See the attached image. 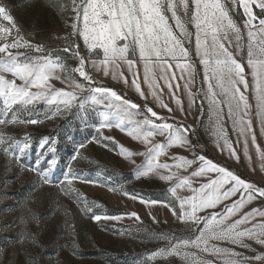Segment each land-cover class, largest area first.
Instances as JSON below:
<instances>
[{"label":"snow or ice","instance_id":"snow-or-ice-1","mask_svg":"<svg viewBox=\"0 0 264 264\" xmlns=\"http://www.w3.org/2000/svg\"><path fill=\"white\" fill-rule=\"evenodd\" d=\"M48 5L67 17L64 35L52 37L63 41L62 48L36 41L34 33L22 29L10 6L0 0V155L5 171L18 167L13 179L24 172L33 173L37 178L33 192L44 186L55 188L58 194L74 199L81 205V212L94 221L120 220L121 216H102L93 211L99 206L97 202L89 201L74 186L77 180L93 181L84 180L71 165L62 180L54 179L58 159L55 141L50 137L41 138L40 147L48 145L47 150L35 166H29L24 158L31 148V135L25 132L18 137L8 131L10 126L42 123L32 118L39 114L37 106L41 104L47 106L46 119L75 108L86 124L90 112H96L101 118L99 129L126 131L143 146L141 151L119 144V154L135 166L136 178L159 179L170 185L172 201L164 206L171 208L183 226L180 232L150 234L162 246L151 251L144 264L157 259L165 264H264V252L253 247L264 248V207L242 211L257 198L264 200V187L200 154L193 143L197 129L187 123V115L199 99L192 87L200 74L203 84L199 89L207 101L206 111L204 100L197 104L198 113L206 116V120H200L201 128L221 151L227 150L230 158L239 162L242 153L251 163L254 154L264 169V0H48ZM89 68L101 77L134 87L143 103L103 85ZM125 71L131 73V78L124 75ZM77 73L86 83L79 81ZM141 75L151 97L167 110L168 116L149 105ZM161 80L176 111L183 114L179 119L162 99ZM179 80L184 81L187 108L176 91L181 88ZM97 106H103V111H97ZM254 119L258 122L259 142ZM229 128L236 133L239 151L229 137ZM83 148L85 144L80 143L73 160ZM174 148L192 158L178 152L170 154ZM49 154L45 167L41 161ZM140 156L144 159L137 164L135 157ZM161 157L165 158L163 162ZM121 191L129 195L122 186ZM131 198L137 199L135 195ZM35 203L30 196L22 205L17 241L22 246L41 247V216L33 207ZM127 215L140 219L136 212ZM64 217L62 227L71 237L75 226L67 219V210ZM24 250L26 264H39L38 256L26 247ZM248 251L252 255H247Z\"/></svg>","mask_w":264,"mask_h":264},{"label":"rangeland","instance_id":"rangeland-1","mask_svg":"<svg viewBox=\"0 0 264 264\" xmlns=\"http://www.w3.org/2000/svg\"><path fill=\"white\" fill-rule=\"evenodd\" d=\"M10 6L12 14L17 19L19 25L26 32L34 33L36 41H41L47 46L62 48L63 41L53 39V35L61 37L65 32L66 16H62L52 7H49L48 0H5ZM242 11V9H238ZM67 56L68 54L60 53ZM73 67L75 62L69 60ZM94 79L101 80L105 86L114 88L117 92L131 98L136 103H143V98L135 91L134 87L125 85L121 80H113L110 77H101L94 70ZM198 73L202 70L198 66ZM142 74V68H141ZM125 76L131 78V73L124 72ZM78 77V73L76 74ZM81 83H86L83 78H79ZM181 88L177 91L181 100L187 108L188 99L184 81H178ZM161 87L164 89L162 99L169 107L173 108L176 118L183 114L176 111L174 100L169 96L166 85L161 80ZM203 84L202 76H196L195 85L192 87L194 93H199V99L193 104L191 111L187 115V123L193 124L196 129V136L193 143L198 145L200 154L213 159L225 166H230L242 178L264 187V169L259 166L258 158L253 154L251 163L239 153L241 160L235 161L230 158L227 150L221 151L217 147L214 139L211 138L200 126V120H206L203 113H198L197 104L204 100L200 92L199 85ZM141 85L145 90L149 100V105L154 107L161 115L168 116L166 109L159 107V102L155 101L147 90V85L142 81ZM59 86V82H57ZM206 88V84H204ZM205 111L207 101L204 100ZM39 114L32 118L42 121L35 125L10 126L8 131L18 137H22L25 132L31 135V148L24 162L29 166H35V161L46 152L48 145L40 147L42 137H50L55 141L57 149L58 163L53 172L55 180H62L68 173V166L71 165L74 171L84 180H91L92 183H85L80 180L74 182V186L83 193L89 201L97 202V207L93 211L102 216H121L120 220H101L99 222L91 219L90 215L81 212V205L74 199L66 198L58 194L52 187L44 186L33 192L36 176L31 172H24L19 179H13L19 172L18 167H12L5 171L4 157L0 155V250L3 255L0 260L3 264H26L28 252L38 256L39 264H144L146 256L162 242L151 239L150 234L158 232H180L183 226L173 216L171 208L165 204H171L172 197L167 182L159 179L136 178L133 174L134 165H131L119 154V144L133 150L143 151V146L139 141L133 140L118 128L99 129L100 116L96 112H90L87 123L80 119V113L75 108L70 113L62 114L53 119H46L44 112L46 105H38ZM97 111H103V106H97ZM254 127L257 128V138L260 141L258 122L254 119ZM113 137L111 141L104 140L103 137ZM96 137V139H93ZM229 137L233 141L234 147L239 151L240 145L236 144V133L229 128ZM160 138L157 137V140ZM97 140L100 142L97 143ZM80 143L85 144V148L80 149V155L75 160L72 159ZM107 144V147H105ZM264 146V144H262ZM172 152L191 155L182 149H170ZM250 145V153H251ZM51 154L41 161L43 166H47V159ZM137 164H140L144 157H135ZM164 157H161L162 162ZM172 161L169 159L168 161ZM110 181V182H109ZM204 182V181H200ZM124 191L129 193L123 195ZM112 189H116L112 191ZM184 194V193H182ZM135 195L137 199L131 197ZM30 196L36 199L33 205L41 216V227L39 229V242L41 247L31 245L22 246L17 243L20 237L21 223L19 217L23 211V203ZM236 199V197H233ZM142 200H156L160 203L149 205L142 203ZM91 206V205H90ZM173 207L176 205H172ZM252 207H264V200L257 198L250 205H246L242 211L250 210ZM67 210V219L75 226L74 233L70 237L68 232L62 227L64 213ZM219 210V209H218ZM136 212L140 219L127 215ZM155 217V220L153 219ZM35 231V226H33ZM73 239L76 247H73ZM257 252H264V248L253 245ZM237 251H244L237 248ZM252 255L251 251L246 253ZM150 264H165L157 259ZM173 264H177L173 261ZM258 264V262H256Z\"/></svg>","mask_w":264,"mask_h":264}]
</instances>
